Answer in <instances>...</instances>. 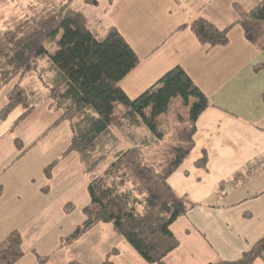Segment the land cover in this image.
I'll list each match as a JSON object with an SVG mask.
<instances>
[{"label":"crops","instance_id":"0c3cea01","mask_svg":"<svg viewBox=\"0 0 264 264\" xmlns=\"http://www.w3.org/2000/svg\"><path fill=\"white\" fill-rule=\"evenodd\" d=\"M260 1L125 0L110 23L139 59L120 83L130 99L181 67L210 104L197 121L192 152L169 180L195 208L171 226L179 247L165 264L234 263L264 237V48L237 24ZM199 19L229 29V43L202 45L190 28ZM37 92L30 115L22 106L0 115V246L21 235L16 264H101L109 254L113 264H149L111 224L66 242L85 222L90 176L69 151L70 123L55 125L63 111L46 87ZM205 155L206 168L197 167ZM255 264H264V255Z\"/></svg>","mask_w":264,"mask_h":264},{"label":"trees","instance_id":"16d2710c","mask_svg":"<svg viewBox=\"0 0 264 264\" xmlns=\"http://www.w3.org/2000/svg\"><path fill=\"white\" fill-rule=\"evenodd\" d=\"M64 1L56 7L47 1L48 7L33 9L30 18L0 30V92L18 81L0 115L4 118L20 106L27 115L33 112L40 95L24 83L40 67L45 69L37 80L46 79L49 99L56 110L63 111L55 125L70 123L73 141L69 151L78 153L84 162L105 136L113 135L124 144L109 154L111 161L103 174L94 172L105 159L96 160L85 171L90 176L91 203L83 210L85 222L66 242L72 244L96 226L111 224L146 262L165 264V258L179 247L171 226L195 208L188 199L175 195L169 180L192 152L196 124L210 107L209 101L181 67L169 71L137 99H130L120 83L139 66L136 53L115 27L109 25L101 33L83 12ZM237 24L248 42L264 48V0L242 13ZM190 28L208 49L229 43V29L221 31L204 19L196 20ZM47 44L57 51H48ZM178 98L189 112L191 126L178 132L174 158L148 160L145 150H154L164 138L159 118L169 113L172 101ZM118 106L123 110L116 114ZM207 162L205 155L196 165L204 169ZM68 208L73 209L71 205ZM21 245V235L12 233L0 246V264H16L23 257ZM263 255L264 237L230 264H255ZM101 264H113L110 254Z\"/></svg>","mask_w":264,"mask_h":264},{"label":"rangeland","instance_id":"374dc122","mask_svg":"<svg viewBox=\"0 0 264 264\" xmlns=\"http://www.w3.org/2000/svg\"><path fill=\"white\" fill-rule=\"evenodd\" d=\"M47 1L51 2V5L53 7H56L61 6V3H63L62 1L64 0H53L56 4L51 0H0V30L6 31L9 26L16 21L30 18L31 14L33 13V9H43L45 7H48L49 3ZM69 2V7L71 9L83 12L86 17L90 19L93 28H96L100 30L101 33H104L105 29H108L112 19L115 17L117 12L121 10V6L125 2V0H69ZM101 29L104 31H102ZM60 37L61 36H59L58 40H60ZM46 48L52 53H55L57 51V47L53 49V46H51L50 44H47ZM43 62L45 61H42L39 64L42 65ZM42 70L44 71L45 69L40 67L39 71L37 73H34V75L30 79L25 81L24 85L27 88H30L31 86L34 87L35 89H37L36 91H45L44 83L46 79L42 78L43 80H37L38 75H43ZM47 76H49L48 73L45 74L46 78ZM37 81L39 83V86ZM17 82L18 81L10 83V85L6 86L0 92V111L6 105L7 95L15 88ZM176 100L178 102H176ZM180 101V99L173 100L169 110L170 114L168 113L167 116H162L159 118V121L161 123L163 122L162 129L164 131V138L162 141H159V143H156V145L154 146V150H145V155L148 160L155 158L159 161L164 162L168 159L174 158V150L176 147H178L176 137L178 132L182 131L183 129L187 131L191 126L188 121V110L183 108V104ZM120 110H122V106L117 107L116 114L119 113ZM173 115L175 116V118H173ZM123 147L124 144H122L121 142H117L115 137L113 138V135H110V137L108 138L107 136L101 138L97 144L96 150L88 155L87 161L83 162V157L79 155L81 163H86V165L82 166L83 171L91 168L92 164L96 160L105 159L100 167L97 166L94 172L96 174H103L105 168L111 161V156L109 154ZM77 252L78 250L75 251L76 256H78L79 254H77ZM79 252H81L82 254L83 252L87 251L85 250V247H81V249H79Z\"/></svg>","mask_w":264,"mask_h":264},{"label":"built area","instance_id":"2783aa9c","mask_svg":"<svg viewBox=\"0 0 264 264\" xmlns=\"http://www.w3.org/2000/svg\"><path fill=\"white\" fill-rule=\"evenodd\" d=\"M260 167H264V164H261Z\"/></svg>","mask_w":264,"mask_h":264}]
</instances>
